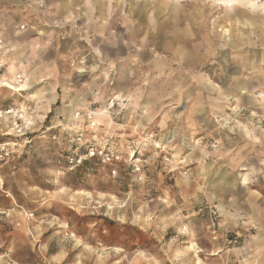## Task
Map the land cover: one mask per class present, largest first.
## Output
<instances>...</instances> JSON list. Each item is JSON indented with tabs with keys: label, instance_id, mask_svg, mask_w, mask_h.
Wrapping results in <instances>:
<instances>
[{
	"label": "clouds",
	"instance_id": "clouds-1",
	"mask_svg": "<svg viewBox=\"0 0 264 264\" xmlns=\"http://www.w3.org/2000/svg\"><path fill=\"white\" fill-rule=\"evenodd\" d=\"M16 113L17 179L117 198L81 234L152 264H264V0H0ZM149 208L145 243L129 225Z\"/></svg>",
	"mask_w": 264,
	"mask_h": 264
},
{
	"label": "rangeland",
	"instance_id": "rangeland-1",
	"mask_svg": "<svg viewBox=\"0 0 264 264\" xmlns=\"http://www.w3.org/2000/svg\"><path fill=\"white\" fill-rule=\"evenodd\" d=\"M30 136L22 114L0 116V264H11L20 252L30 264H152L145 249L79 231V221L99 214L96 202L113 197L115 203L114 194L72 186L52 190L17 179ZM99 207L116 211L112 204ZM152 220L149 208L129 225L145 243L156 239Z\"/></svg>",
	"mask_w": 264,
	"mask_h": 264
}]
</instances>
